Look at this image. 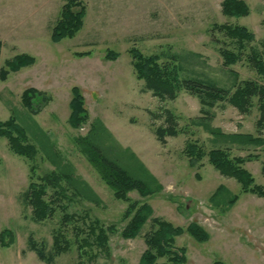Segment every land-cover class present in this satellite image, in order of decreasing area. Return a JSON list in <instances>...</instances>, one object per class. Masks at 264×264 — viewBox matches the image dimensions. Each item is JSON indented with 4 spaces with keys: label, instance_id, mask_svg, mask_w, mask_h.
Listing matches in <instances>:
<instances>
[{
    "label": "rangeland",
    "instance_id": "374dc122",
    "mask_svg": "<svg viewBox=\"0 0 264 264\" xmlns=\"http://www.w3.org/2000/svg\"><path fill=\"white\" fill-rule=\"evenodd\" d=\"M77 1L85 6L82 28L73 38L53 43L52 28L66 0H0V38L5 45L1 65L18 54L37 60L34 66L0 81V121L15 117L36 146L34 181L52 171L73 177L61 182L66 196L57 202L54 216L34 222L31 208L22 201L30 183L31 164L0 138V232L10 229L15 235L12 246H0V264H46L27 250V241L32 234L50 249L63 208L79 220L66 225L71 248L56 259V264H139L146 249L143 236L150 230V223L136 238L121 236L128 205L114 198L84 155L83 145L76 142L91 127L94 130L89 138L106 157L148 184L155 179L162 186L145 197L130 192L133 201L148 203L154 217L183 228L196 222L208 232L206 242H198L188 233L176 238V246L186 249L183 264H264V198L242 193L240 184L222 176L207 157L191 166L183 152L189 141L196 140L206 152L225 147L232 156L258 154L259 160L245 166L256 183L264 186L263 147H243L194 124L203 116L201 105L186 92L173 101H161L150 91H143L144 82L136 78L129 54L133 47L144 55L174 54L183 76L209 79L227 88L258 79L244 60L229 67L223 65L220 49L238 46L216 26L238 25L253 33L254 40L245 42L248 53L249 47H258L264 38V0H243L249 14L240 18L223 14V0ZM109 51L119 53V57L107 59ZM73 86L83 95L89 115L88 122L77 129L68 123ZM29 87L52 97L38 115L21 102L23 91ZM167 109L177 117L182 132L167 137L162 145L153 130L163 124ZM211 113L214 117L209 127L225 135L258 134L257 108L243 115L231 105L219 104ZM219 186L223 189L212 198ZM51 194L53 190L49 189L48 196ZM233 195H238V200L229 206ZM92 220L105 229L114 228L108 232L106 254L96 246L85 247L83 251L90 249V253L80 254L78 246L85 234L76 235L73 229H84Z\"/></svg>",
    "mask_w": 264,
    "mask_h": 264
},
{
    "label": "trees",
    "instance_id": "16d2710c",
    "mask_svg": "<svg viewBox=\"0 0 264 264\" xmlns=\"http://www.w3.org/2000/svg\"><path fill=\"white\" fill-rule=\"evenodd\" d=\"M74 8L79 9L76 11ZM222 12L226 16L240 18L249 14V8L243 0H223ZM84 15L85 6L81 5V2L66 0L61 8L59 18L52 28L51 41L58 43L66 38H73L82 28ZM216 27L234 40L238 46L236 49L228 47L220 49L223 65L229 67L244 60L249 68L255 71L258 79L243 80L234 83L231 88L223 87L209 79L183 76L177 64L178 58L174 54L144 55L138 48L133 47L129 50V54L135 76L144 82L143 91H150L161 101H173L181 92H186L197 98L203 116L201 119L194 120L193 123L204 126L210 134L224 140L231 139L243 147H263L264 150V38L258 47H249V52L245 53V42L254 40L253 33L238 25ZM1 47L0 41V50ZM118 57L119 53L114 51H109L106 55V58L112 61ZM35 61L36 58L28 54L15 55L6 61L4 66H0V81H6L10 73L32 66ZM233 75L238 77L236 73ZM71 94L68 123L72 128L77 129L88 122L89 115L84 106V97L77 86L72 87ZM51 100L52 97L49 94L34 87L26 88L21 95L23 106L34 115L41 113ZM219 104L231 105L243 115H249L253 108H257V136L251 134L225 135L219 129L210 128L209 122L214 117L211 110ZM162 118L164 119L163 124L156 127L153 132L156 139L165 145L167 137H175L182 131L178 129V119L173 111L164 110ZM92 130H94L93 127L83 139H76V142L83 145L84 155L112 190L114 198L122 200L128 205L123 213V219L127 222L121 231V236L126 239L136 238L150 223V230L143 236L146 249L141 255L139 264L185 263L186 249L176 246V238L188 233L196 241L206 242L209 239L208 232L196 222H191L186 228H183L164 218L154 217L152 216V207L148 203L133 201L129 197L130 192L137 191L142 197H145L160 191L162 186L155 179H151L148 184L147 181L145 182L131 171L123 168L118 162L106 157L102 150L91 142L89 137L92 136ZM0 138L7 140L8 146L14 154L24 157L31 164L30 183L22 194L23 203L32 210L31 219L34 222H42L52 218L57 210V202L66 196L63 195L65 189L61 182L73 177L69 173L52 171L34 181L35 167L32 164L37 148L30 143L25 128L18 123L15 117L0 121ZM183 152L189 158L191 166L207 157L209 164L222 176L234 179L240 184L242 193H250L264 198V186L256 183L254 176L245 166L247 162L259 160L258 154L250 153L245 157L232 156L230 150L225 147L214 148L206 152L196 140L189 141ZM262 172L264 173V161ZM153 183H155L154 189H152ZM49 189L53 190V194L50 196H48ZM222 189L223 186H219L212 198ZM237 200L238 195H233L228 201V205H234ZM62 210H64V214L60 227L53 233L50 249L45 243L35 239L32 234L29 235L27 241V250L34 252L38 259L46 264H56V259L71 248V243L65 233L68 231L66 225L69 224V221L79 220V218L74 214H68L66 208ZM113 230L112 226L105 229L96 220L86 224L84 229L74 227L73 232H76V235L85 234L78 246L80 254L90 253V249L84 251L83 249L94 246L107 253L108 232L112 233ZM14 243L13 231L4 229L0 232L1 247H10ZM22 253L24 254L25 251ZM214 264L223 263L216 261Z\"/></svg>",
    "mask_w": 264,
    "mask_h": 264
},
{
    "label": "crops",
    "instance_id": "0c3cea01",
    "mask_svg": "<svg viewBox=\"0 0 264 264\" xmlns=\"http://www.w3.org/2000/svg\"><path fill=\"white\" fill-rule=\"evenodd\" d=\"M0 41H1V43H2V47H1V50H0V66H2L1 64H2V58H3V51H4V48H5V45L3 44V41H2V39L0 38ZM15 46V45H14ZM7 50V49H6ZM36 62H37V60L35 61V63L32 65V66H34L35 64H36ZM32 66H29V67H32ZM25 68H28V67H25ZM22 69H24V68H22ZM21 69V70H22ZM20 70V71H21ZM19 72V71H18ZM9 77V76H8ZM8 79V78H7ZM7 81V80H6Z\"/></svg>",
    "mask_w": 264,
    "mask_h": 264
}]
</instances>
